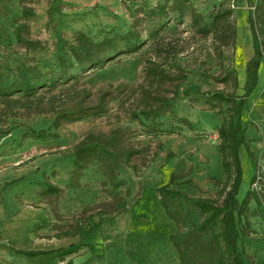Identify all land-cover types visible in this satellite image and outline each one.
I'll return each mask as SVG.
<instances>
[{
  "label": "rangeland",
  "instance_id": "374dc122",
  "mask_svg": "<svg viewBox=\"0 0 264 264\" xmlns=\"http://www.w3.org/2000/svg\"><path fill=\"white\" fill-rule=\"evenodd\" d=\"M166 5L168 27L158 52L149 37V14ZM177 6L176 13L170 11ZM23 8L35 11L30 37L41 44L28 56L46 71L60 69V55L74 62L69 49L78 33L121 48L129 40L142 47L102 70H89L76 82L59 85L30 105L6 107L0 102V132H9L0 140V264H213L212 245L192 230L202 219L200 213L190 207L185 222H172L159 205L157 190L172 174H187L192 184L176 183L174 190L221 202L220 188L212 180H224L218 130L229 105L214 101L218 109L212 111L207 94L244 95L254 51L247 13L242 11L254 17L263 14L256 27L264 42V0H0V58L8 49L25 54L14 39ZM218 8L233 12L238 38L232 48H218L192 23L193 11L211 25ZM159 66L169 79L147 73ZM230 72L239 81L236 92L232 81L219 82ZM146 93L153 101L145 100ZM155 99L169 101L173 114L146 119L141 112ZM79 109L81 121L63 120L55 128L58 114L74 117ZM243 120L254 159L243 145L238 199L249 196V228L239 251L247 264H264V58ZM33 131L58 134L59 139H23ZM114 133H119V141L108 150L118 162L123 184L122 205L112 212L115 189L104 167L91 163L77 170L73 162L78 144H106L103 141ZM128 151L138 152L130 163ZM47 183L62 193L43 196L40 187ZM77 221L85 224L78 237H57ZM10 244L55 253L27 258L14 254Z\"/></svg>",
  "mask_w": 264,
  "mask_h": 264
},
{
  "label": "trees",
  "instance_id": "16d2710c",
  "mask_svg": "<svg viewBox=\"0 0 264 264\" xmlns=\"http://www.w3.org/2000/svg\"><path fill=\"white\" fill-rule=\"evenodd\" d=\"M184 1L188 2V0ZM248 1L251 3V0ZM178 7L170 8V11L176 13ZM167 9V5L162 6L149 14L151 22L149 37L153 40L158 52H161L164 46L162 32L168 27L167 22H165L169 13ZM257 10L261 11L262 7ZM35 16L33 9L23 8L21 18L16 21L14 39L16 44L24 48L25 54L8 49L0 58V102L6 107L30 105L33 101L41 99L42 95L56 91L59 85L76 82L89 70H102L120 55L138 53L142 47L139 42L131 43V40H129V43L121 48L119 44L111 41L95 42L87 35L78 33L75 44L69 49L74 62L70 63L64 56L60 55L58 58L60 69H49L46 71L28 56L30 52L36 51L41 47L40 42L33 41L30 37V20ZM153 16H157V20H154L156 18ZM232 16V11H223L218 8L213 16L212 24L208 25L204 24L202 16L193 11L191 13L192 23L197 33L207 40L213 38L218 48H232L235 45L238 38V29L236 24L231 22ZM262 16L263 14H258L255 17L250 15L248 19L254 58L246 68L248 81L245 85L244 95L240 97L235 93L224 94L221 92L207 94L208 99L206 101L212 111L218 109V106L213 104L214 101H217L220 105L225 103L229 105V115L223 120L218 130L220 139L219 154L221 156L224 180H212L220 188L219 196L221 202L219 203L203 196L191 197L186 193L174 190L172 186L176 183H181L182 185L192 184V180L187 178V174H172L169 183L159 187L157 190L159 205L172 222L176 224H179L180 221L185 222L184 216L186 214L184 212L190 207L200 213L202 219L200 222L192 224V230L193 233L208 239L209 244L212 245L214 249L213 264H247L239 251V242L242 238L248 236L247 231L249 228L247 220L249 196L242 201L238 199L243 175L239 150L245 145L250 157L254 159V154L246 141L247 128L245 127L243 114L245 105L257 87L258 70L260 62L264 58V42L260 40L256 27V23H262ZM168 48H172V45L170 44ZM147 71L150 76H160V78L169 79L167 72L160 66L158 69L152 70L150 68ZM234 75L235 72H230L227 76L219 79V82L229 84L232 81L234 92H236L239 88V81ZM145 96H147L145 100H151L147 93ZM102 101L104 100L102 99ZM154 101V105L146 104L141 112L146 119L155 120L165 114H173V106L169 101L161 99H155ZM98 109H101V107H98ZM82 113L79 109L73 114L76 115L74 117H70L66 113L58 114L54 121L55 128H59L63 120L69 122L81 121L83 119ZM135 117L140 120L139 115ZM8 133V131L0 132V140ZM118 136L119 133H114L110 140L106 142L102 140L106 144H87L86 142L78 144L75 147V159L73 162L77 170H83L91 163L104 167L106 177L113 183L115 189L112 212L120 209L122 205L119 189L123 183L118 180V171H116L118 162L108 150V147H113L119 141ZM27 138L46 143L59 139V135L50 134L46 131H33L23 136L24 140ZM137 153V151H128L127 163H130L132 157ZM255 179L254 177L253 181ZM40 191L43 196H59L62 193V189L58 186L48 183L41 184ZM84 226L85 224L81 221H77L68 232H65L63 236L57 237L59 239L63 237L76 238L81 234ZM9 247L14 254L27 258H37L55 253V251L25 249L14 244H10ZM188 248L189 246H186L185 249L189 250ZM181 253V257H183L184 252L182 251ZM197 260L205 261L204 259Z\"/></svg>",
  "mask_w": 264,
  "mask_h": 264
},
{
  "label": "crops",
  "instance_id": "0c3cea01",
  "mask_svg": "<svg viewBox=\"0 0 264 264\" xmlns=\"http://www.w3.org/2000/svg\"><path fill=\"white\" fill-rule=\"evenodd\" d=\"M242 12H245V13H247V20H246V22L248 21V19H249V12H247V11H245V10H243ZM245 25H246V23H245Z\"/></svg>",
  "mask_w": 264,
  "mask_h": 264
}]
</instances>
